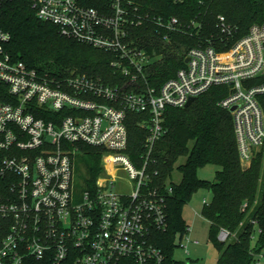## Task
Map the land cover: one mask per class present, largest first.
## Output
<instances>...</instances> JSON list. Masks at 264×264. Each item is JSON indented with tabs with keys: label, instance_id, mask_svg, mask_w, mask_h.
<instances>
[{
	"label": "built area",
	"instance_id": "obj_1",
	"mask_svg": "<svg viewBox=\"0 0 264 264\" xmlns=\"http://www.w3.org/2000/svg\"><path fill=\"white\" fill-rule=\"evenodd\" d=\"M32 8L62 36L115 54L112 66L127 82L110 87L86 75L59 78L32 68L6 50L11 37L0 28V264H163L154 238L169 226L166 196L146 170L166 133L165 112L226 88L219 106L235 108L243 166L264 154V24L227 50H189L175 77L145 90L140 81L162 57L132 40L130 27L141 23L129 17L124 0H114L110 14L77 0H33ZM176 25L173 18L166 29ZM129 112L143 116L148 132L142 167L126 152ZM83 145L103 151V171L92 190L80 191L75 160ZM127 182L130 191L121 192Z\"/></svg>",
	"mask_w": 264,
	"mask_h": 264
},
{
	"label": "trees",
	"instance_id": "obj_2",
	"mask_svg": "<svg viewBox=\"0 0 264 264\" xmlns=\"http://www.w3.org/2000/svg\"><path fill=\"white\" fill-rule=\"evenodd\" d=\"M86 8L103 14L112 13L114 0H77ZM33 0H9L0 7V28L11 40L6 50L32 68L58 76L86 75L107 86L122 85L127 80L112 66L116 55L61 35L59 29L38 19ZM129 17L139 26L130 27L131 38L141 49L161 56L143 88H159L185 67L186 53L194 48L229 49L246 36L250 28L264 24V0H124ZM176 18V31L166 29ZM168 35L169 41H165ZM264 82V81H263ZM137 91V90H136ZM228 90L215 87L183 109L168 108L164 115L165 135L156 143L148 161L147 173L152 187L166 196L168 229L155 234V245L164 255L163 264H178L173 254L177 241L189 226L182 210L202 189L212 192L202 216L210 224V242L219 253L216 264H256L264 249V159L263 154L244 167L238 152L231 112L219 106ZM264 105V100H263ZM143 116L129 112L127 154L142 167L146 159L147 130L141 128ZM103 151L81 146L77 159L83 164L78 179L83 190H92L102 173ZM178 167L180 184L168 179ZM216 166L215 180L204 181L198 171ZM0 179V189H1ZM257 230L261 233L257 235ZM227 233L225 241L221 233ZM257 237V245L251 243ZM31 264H53L50 260Z\"/></svg>",
	"mask_w": 264,
	"mask_h": 264
},
{
	"label": "rangeland",
	"instance_id": "obj_3",
	"mask_svg": "<svg viewBox=\"0 0 264 264\" xmlns=\"http://www.w3.org/2000/svg\"><path fill=\"white\" fill-rule=\"evenodd\" d=\"M185 161L186 158H181L179 160L172 173V178L168 179L169 184L174 183L178 185L181 183L182 174L178 167L184 164ZM75 163L77 188L81 189L82 181L81 179H78L77 176L80 173V170H83L84 168L83 164H81L77 158ZM218 170L219 168L216 166H207L198 171V177L201 180L212 182L215 180V175ZM125 184L126 186L120 188L121 192L130 191V188H128V182ZM204 201L208 204L212 201V192L208 189L198 191L182 210L183 220L189 226L191 232L185 236L188 240L185 239L181 244L180 240L177 241L178 247L175 248L173 257L178 264H216L215 259L217 256V250L210 242V224L202 216ZM257 242V237L252 240V248L256 247ZM258 261H260L261 264H264V249L261 252Z\"/></svg>",
	"mask_w": 264,
	"mask_h": 264
},
{
	"label": "water",
	"instance_id": "obj_4",
	"mask_svg": "<svg viewBox=\"0 0 264 264\" xmlns=\"http://www.w3.org/2000/svg\"><path fill=\"white\" fill-rule=\"evenodd\" d=\"M189 60L187 59L186 60V63L188 62ZM194 103V100H190L189 103L187 104L186 108L189 107L190 105H192ZM235 110V108H233L230 112H233Z\"/></svg>",
	"mask_w": 264,
	"mask_h": 264
},
{
	"label": "crops",
	"instance_id": "obj_5",
	"mask_svg": "<svg viewBox=\"0 0 264 264\" xmlns=\"http://www.w3.org/2000/svg\"><path fill=\"white\" fill-rule=\"evenodd\" d=\"M190 232H191V231H189V233H190ZM185 236H186V235H185ZM185 236L182 238V240H181L182 242H183L185 239L188 240V238L185 237ZM188 255H189V253H188ZM218 257H219V253H218V251H217V256H216V259H215V260H216V263H217ZM259 262H260V261H259Z\"/></svg>",
	"mask_w": 264,
	"mask_h": 264
}]
</instances>
